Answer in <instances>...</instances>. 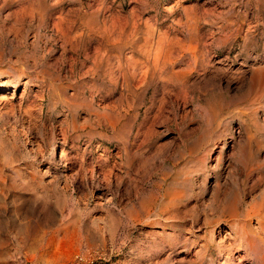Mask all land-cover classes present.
Wrapping results in <instances>:
<instances>
[{
	"label": "rangeland",
	"instance_id": "374dc122",
	"mask_svg": "<svg viewBox=\"0 0 264 264\" xmlns=\"http://www.w3.org/2000/svg\"><path fill=\"white\" fill-rule=\"evenodd\" d=\"M0 264H264V0H0Z\"/></svg>",
	"mask_w": 264,
	"mask_h": 264
}]
</instances>
